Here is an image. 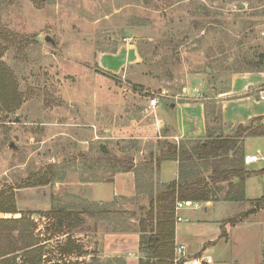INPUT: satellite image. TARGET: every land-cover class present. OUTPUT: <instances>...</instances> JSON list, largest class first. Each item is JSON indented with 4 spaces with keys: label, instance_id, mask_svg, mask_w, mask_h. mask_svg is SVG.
I'll use <instances>...</instances> for the list:
<instances>
[{
    "label": "rangeland",
    "instance_id": "rangeland-1",
    "mask_svg": "<svg viewBox=\"0 0 264 264\" xmlns=\"http://www.w3.org/2000/svg\"><path fill=\"white\" fill-rule=\"evenodd\" d=\"M1 23L14 46L0 62L14 73L24 101L14 113L0 112V194L14 192L19 212L0 219L33 215L44 241L55 237L46 210H72L74 184L93 176L103 182L115 165L147 160L156 142H166L158 139L153 99L175 102L197 74L224 78L225 85L264 54V0H1ZM250 148L264 155V144ZM50 166L56 181L29 187ZM262 196L264 175L249 182L246 202L179 214H192L183 224L201 228L181 234L186 255L264 264V211L236 226L227 221ZM46 247L50 264L62 259L55 240Z\"/></svg>",
    "mask_w": 264,
    "mask_h": 264
},
{
    "label": "crops",
    "instance_id": "crops-1",
    "mask_svg": "<svg viewBox=\"0 0 264 264\" xmlns=\"http://www.w3.org/2000/svg\"><path fill=\"white\" fill-rule=\"evenodd\" d=\"M126 59L125 62L129 61V57ZM139 61L140 56L137 54L136 62ZM200 76V74L194 76L192 85L183 88L182 94L175 96V102L167 103L164 100L163 103L159 101L156 107L150 105V110L156 117L158 139L166 142H156L153 145L156 150L147 160L142 159V162L135 160L132 171L124 173L113 171L103 182H95L93 179L95 176H93L89 181L74 184V201L69 205L75 219L70 242V248L74 249V253L64 256L65 262L140 264L146 257L142 251V236L147 235V231L151 232L155 224V222L146 221L151 210L150 204L167 185L179 180L178 162L164 161L160 164L157 162L160 153L166 150L165 143L182 145L193 154L200 142H205L212 137H232L240 126L247 127L257 119H264V70L234 73L229 81L226 80L228 82L225 85L221 84L222 86L220 82H224V78L209 76V79H203ZM217 79L219 80L216 81ZM162 104L165 105V109L161 108ZM160 109H162L163 118L159 115ZM262 123L264 124V121ZM258 124L259 122L254 123L255 126ZM95 138L99 139L97 130ZM252 140L262 142H251ZM251 144L263 145L264 137L244 139L245 156L258 157L256 163L246 165L247 170L255 172V175L246 181V194L249 182L264 175V166L252 168L256 164L264 163V155L260 148L256 153H251L254 152L251 151ZM189 168L192 174L188 179L191 180L207 179L211 175V170L199 161L191 162ZM89 173L93 174V172ZM221 186L225 190L219 193V198H223L227 190L226 183ZM224 202L226 201L221 199L216 202L195 203L196 207H193L200 209L204 205L207 210L215 204ZM190 209L192 207L184 208L179 214ZM50 211L49 207L46 212ZM186 215V218L182 217L181 222H177L175 215L176 248L185 246L181 236L183 232L201 229L196 225L185 226L183 223L189 221L192 214ZM225 221L226 219L222 223ZM219 234L220 231H217L215 238ZM67 239L68 235H60L45 241L44 244L48 245L55 240L60 248L67 244ZM212 242L211 239L209 243ZM187 258L192 257L188 255Z\"/></svg>",
    "mask_w": 264,
    "mask_h": 264
},
{
    "label": "trees",
    "instance_id": "trees-1",
    "mask_svg": "<svg viewBox=\"0 0 264 264\" xmlns=\"http://www.w3.org/2000/svg\"><path fill=\"white\" fill-rule=\"evenodd\" d=\"M14 46V37L1 23V0H0V60L4 57L9 48ZM169 52L175 56L177 50L171 48ZM212 69V68H211ZM249 69V70H248ZM239 67L236 73L255 72L264 70V54L259 56L256 62H250L249 68ZM24 101L23 94L19 90V83L10 69L4 62H0V112L11 114L18 110ZM264 119L255 120L250 126H240L236 134L228 138H211L200 142L194 149L193 154L184 146L165 143V149L158 157V164L164 161H176L179 163V180L167 185L150 206L151 210L146 221L155 222L151 232L142 236V251L145 259L140 264H177L175 262V207L177 202L207 203L216 202L221 199L226 202H246V181L255 175L249 171L245 164V153L243 143L245 138L264 137ZM259 122L257 126L254 123ZM104 159L109 154H103ZM202 162L211 170L209 178H190L189 171L191 162ZM112 163V162H111ZM110 163V164H111ZM120 166H114L115 173L130 172L133 164L120 162ZM57 174L54 167L50 166L47 173L40 177L33 186H48L56 181ZM227 184V190L223 198L218 195ZM251 209L239 215L237 221L227 220L232 226L246 220L251 215L264 210V196L250 202ZM0 213L17 215L19 212L16 206V196L13 193L0 194ZM32 216H24L16 219H0V264H50L53 261L46 251V245L36 231L38 225ZM45 217L49 221H55L52 237L57 235H68L67 244L58 247L59 255H72L70 242L73 233L74 212L67 209L51 210L46 212ZM149 234V235H148ZM221 238H226L224 232ZM62 259L56 264H60ZM64 264H72L65 262Z\"/></svg>",
    "mask_w": 264,
    "mask_h": 264
},
{
    "label": "built area",
    "instance_id": "built-area-1",
    "mask_svg": "<svg viewBox=\"0 0 264 264\" xmlns=\"http://www.w3.org/2000/svg\"><path fill=\"white\" fill-rule=\"evenodd\" d=\"M158 103H159V100L155 98L150 102V105L152 107H156ZM257 161H258L257 156H246L245 157L246 165L256 163ZM193 206L196 207V204L193 202H177L176 207H175V215H176L177 222H181L183 220V218L179 215V212L183 210L184 208H190ZM176 253L178 257L176 258L175 262L177 264L179 263L180 264H213V259L209 256L194 257L190 259L187 258L185 246H179L176 249Z\"/></svg>",
    "mask_w": 264,
    "mask_h": 264
},
{
    "label": "water",
    "instance_id": "water-1",
    "mask_svg": "<svg viewBox=\"0 0 264 264\" xmlns=\"http://www.w3.org/2000/svg\"><path fill=\"white\" fill-rule=\"evenodd\" d=\"M37 39H38V41H41L42 38L41 37H38ZM46 41H49V38H46ZM208 73H211V70L210 69L208 70ZM102 150H103V153H105V154L108 152V150L106 148H103Z\"/></svg>",
    "mask_w": 264,
    "mask_h": 264
}]
</instances>
